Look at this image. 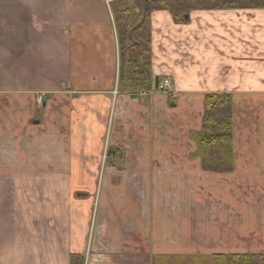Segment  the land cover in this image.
<instances>
[{
	"label": "crops",
	"instance_id": "obj_1",
	"mask_svg": "<svg viewBox=\"0 0 264 264\" xmlns=\"http://www.w3.org/2000/svg\"><path fill=\"white\" fill-rule=\"evenodd\" d=\"M118 1L0 0V264L264 253V9L198 10L178 24L152 12V76L171 87L132 95L117 88ZM207 93L232 100L230 172L189 157ZM102 138L114 156L86 175L85 150L97 156L90 142ZM71 139L82 152L54 158L52 143Z\"/></svg>",
	"mask_w": 264,
	"mask_h": 264
},
{
	"label": "trees",
	"instance_id": "obj_2",
	"mask_svg": "<svg viewBox=\"0 0 264 264\" xmlns=\"http://www.w3.org/2000/svg\"><path fill=\"white\" fill-rule=\"evenodd\" d=\"M114 14L119 55L118 91L135 95L154 90L151 71V14L167 11L176 24L195 10L264 9V0H119ZM200 129L190 133L195 141L192 158H198L204 171L230 172L233 169L232 100L226 93L204 95ZM117 146L108 147L107 158ZM173 263L196 264L195 258ZM80 256H70V264H80ZM188 260V261H185ZM191 260V261H190ZM209 264H264V253H213Z\"/></svg>",
	"mask_w": 264,
	"mask_h": 264
},
{
	"label": "rangeland",
	"instance_id": "obj_3",
	"mask_svg": "<svg viewBox=\"0 0 264 264\" xmlns=\"http://www.w3.org/2000/svg\"><path fill=\"white\" fill-rule=\"evenodd\" d=\"M194 12H193V14H194ZM202 18H203V15H201V19ZM53 86H54V90H62V89H64L66 87V77H64L63 71H62V69L60 67H56V69H55V82H54ZM45 98L46 97H44L43 100ZM39 105L41 106V103ZM107 105H106V109H105L106 111L104 112L102 118L107 117L109 115V111H108ZM36 111H37L36 115L38 117L36 119H34L35 121L40 119L41 114L43 112V109L42 108L40 110L37 109ZM34 126H36V125H34ZM105 133H108V129H107V131H105ZM101 141H102V146L99 145V142H97V141H91L90 142L96 148L98 146L101 147V151L99 150V152L96 154L97 156H94V154L89 150V148H87V150H85V151L89 152V154H88L89 156H84V160L87 163V172H88L86 175H92L93 173L90 172V170H95V168H96L95 166L103 165L102 160L105 163V165H110L109 160L112 159V156H109V159L106 160V158H105V150H106L107 147H111V146H109L108 145L109 144L108 141L103 140V138L101 139ZM84 145H85L84 141H79V140H74V139L64 140L63 143L60 142V141H54L52 143L53 149L51 151V154L54 155V158H57V153L59 151H64L68 155L71 154V153H75V155H77V153L80 154V152H82L81 150H83ZM34 173H37V172H35V171H24V172L21 173V176L26 175L27 177H30L31 175H35ZM38 174H39L40 177L46 176V174H42V173H38ZM67 176H68V174H66L65 176L57 174L54 177L59 179L60 181L63 180V182H65V181L68 180ZM34 181H36V180H34ZM87 183H88V181H87ZM86 191L88 193H92L94 191V189L93 188L92 189H86ZM40 192L41 191H39L38 193H40ZM11 194H12V191H11ZM74 195L76 196V194H74Z\"/></svg>",
	"mask_w": 264,
	"mask_h": 264
},
{
	"label": "water",
	"instance_id": "obj_4",
	"mask_svg": "<svg viewBox=\"0 0 264 264\" xmlns=\"http://www.w3.org/2000/svg\"><path fill=\"white\" fill-rule=\"evenodd\" d=\"M185 18H187V16H185ZM156 80H155V87H156ZM35 124H37L38 122L37 121H34Z\"/></svg>",
	"mask_w": 264,
	"mask_h": 264
},
{
	"label": "built area",
	"instance_id": "obj_5",
	"mask_svg": "<svg viewBox=\"0 0 264 264\" xmlns=\"http://www.w3.org/2000/svg\"><path fill=\"white\" fill-rule=\"evenodd\" d=\"M167 83H168V81H167V80H165L164 84H167Z\"/></svg>",
	"mask_w": 264,
	"mask_h": 264
}]
</instances>
